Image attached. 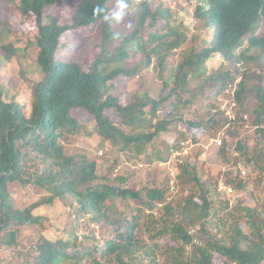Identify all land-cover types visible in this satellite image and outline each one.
<instances>
[{"label":"trees","instance_id":"16d2710c","mask_svg":"<svg viewBox=\"0 0 264 264\" xmlns=\"http://www.w3.org/2000/svg\"><path fill=\"white\" fill-rule=\"evenodd\" d=\"M61 1L0 0V11L16 10L20 19L35 21L22 50L11 40L5 21L0 65L21 60L20 52L34 46L26 57L29 62L33 58L30 70L39 76L32 79L29 70L20 71L29 93L28 112L9 100L0 86V264H264V75L251 71L264 63V51L250 58L256 64L246 65L232 93L234 119H218L222 111L213 103L201 113L196 110L208 99L209 85L220 86L222 93L233 75L240 74L216 73L204 84L197 75L201 66L204 70L212 52L230 59L241 40L258 41L257 30L264 28V0H208V19L216 25L213 38L205 41L209 47L192 46L186 56H178L176 67L168 63L180 33L172 28L159 31L161 23L156 31L143 30L150 17L149 0H141L139 6L137 0H127L125 25L103 19L117 0H75L68 19L45 23L44 12ZM97 7L102 11L94 15ZM161 14L156 10L152 25L160 19L168 24ZM17 29H11L14 35L25 33ZM91 34L99 50L92 59L76 51ZM170 36L164 45L155 43ZM150 68L155 81L163 80L164 74L169 78L153 93L140 83L125 102L120 101L123 82ZM73 109L93 118L98 148L131 151L145 164L167 161L165 150L148 153L161 133H173L178 143L189 137L197 141L208 125L213 134L225 131L210 160L227 166L224 184L236 193L249 195L247 187L253 184L249 199L255 204L220 199L218 181L203 178L197 156L176 164L178 200H166L169 181L162 187L153 183L138 188L129 184L128 176H114L112 170L100 176L96 160L63 153L65 135L75 123ZM240 166L253 167L256 176L250 171L249 180H244L229 171ZM11 185L30 186L44 196L17 207ZM58 203L64 208L60 226L37 213L43 205Z\"/></svg>","mask_w":264,"mask_h":264},{"label":"rangeland","instance_id":"374dc122","mask_svg":"<svg viewBox=\"0 0 264 264\" xmlns=\"http://www.w3.org/2000/svg\"><path fill=\"white\" fill-rule=\"evenodd\" d=\"M75 0H62L59 5H56L49 10L44 12V21L45 23H50L55 15L57 16L60 12H64L62 15H66L67 11L70 9L71 5H74ZM135 4V2H134ZM198 3L196 0H168L165 3L162 0L149 1L148 6L152 13H155L156 8L162 9L161 11L165 13L167 9H170L169 16L171 18V27L179 30L183 35L180 38V46L179 48L173 50L172 56L169 58L168 64H174L176 67L180 58L178 56L184 55L186 56L192 50L191 47L194 48H203L199 45V41L197 40V36L200 34L202 30V25L198 23V20L193 17V13L195 11V6ZM5 6L10 8L9 3H4ZM208 8L207 6L205 7ZM176 13V15H175ZM175 15V16H174ZM2 17L8 18V23L10 27V36L11 40L16 42V47L19 49H24L27 38L30 37V34L33 33V28L35 29V21L33 17H24V18H16L15 16H10L9 13ZM0 16V20L2 24L0 25L1 33L4 32L5 20ZM150 19V18H149ZM122 22L126 23V19H123ZM133 22V21H132ZM21 23V26H19ZM114 25L116 22H112ZM154 27L153 29L150 27ZM158 24L148 25L145 24L147 29L155 30L157 29ZM17 27H20L25 33L18 37V35H14L12 30H18ZM125 27V26H124ZM164 25L162 24L161 28ZM168 27V26H167ZM166 27V28H167ZM199 27V30L196 28ZM146 30V29H145ZM31 31V32H30ZM146 34V32H144ZM208 35H211L210 32ZM20 38V39H18ZM172 37L160 38L155 41L156 44H165V42L170 41ZM18 40L21 42L17 43ZM97 38L94 34L88 36L85 41L80 44L79 49L76 48L78 52H85L89 56L90 59L94 58L96 53L99 51L97 49ZM35 50L34 46L28 47L25 49V52H20L21 60H16L15 58L10 62H3L0 65V86L2 89L4 88L7 92L9 100H15L19 102L26 112L29 111V103H28V91L23 84L22 76L20 75V71L22 69L29 70L28 76L32 79H38V75H33L31 73V68L33 65V58H31L30 62L29 58L26 55H31ZM61 54L63 51H59ZM24 53V54H23ZM130 53V52H129ZM174 54V55H173ZM246 56H252L251 52H247ZM244 67L247 64H256L252 63L251 60L245 59L241 63ZM261 64V63H259ZM260 69H263L259 66ZM229 71L231 74L238 71L236 66L229 65L228 62H223L220 59L212 58L210 59L205 66V69L201 71L199 74V80L208 82L212 79V77L216 73H225ZM155 72L150 68L149 70H143L142 74L139 76L136 75L128 80L123 82V87L120 88L118 93L120 94V101L125 102L128 98L130 92H134L137 90L140 83H145L150 86V91L153 93L154 90L158 86L163 84V81L166 80L168 75L163 76V80H157L155 76ZM238 75V74H237ZM237 75H233L234 80ZM243 72H241L240 76L242 77ZM239 82V81H238ZM208 84V83H207ZM209 93L208 99L205 101L204 105H201L196 110L198 113H201L203 107L206 104L213 103L219 107L218 119H222L224 116H232L235 118V104L230 102L228 97V93H224L222 95L218 94L220 90V86L217 85H209ZM229 87L233 88V81L229 83ZM111 91V90H110ZM234 89L231 91L233 92ZM156 96H154L155 98ZM246 104H248L249 100H246ZM214 112V110H211ZM71 116L75 123L73 124L70 131H68L65 135V140L63 141V153L66 156H80L85 155L91 159L96 160L98 172L101 175L105 174V172L113 171L115 175H124L129 177V184H137L138 188L144 186H153V183L162 187L165 185L167 181H169V191L167 192V201L179 199L177 188L175 186L176 183V175H177V163L180 162L181 158L185 159L187 157H198V169L201 171L204 179H208L211 176L212 181H218V191L220 192V199L228 200L230 204H234L236 200L246 201V203H253L250 198V192L254 190V185H248L246 192H233L230 188L226 187L224 184V172L228 171L227 166L222 165L220 162H213L210 160V157L214 154L217 146L220 145V142L223 137H225V131H218L216 134H213L211 130L208 128L209 125L201 130V135L197 141H193L192 137H189L187 140H182L178 142L181 145H177L176 137L173 133H161L157 136V138L153 141V146L149 145L148 153L157 152L162 149L165 150V156L167 157V161H154L151 164H145L141 161V157H137L133 152L127 151L124 152H115L109 149H100L96 146L97 134L91 130L93 127V118L87 114L86 111L82 109H73L71 110ZM206 125V123H205ZM179 126H181L179 124ZM74 128V129H73ZM73 129V130H71ZM242 132V131H241ZM243 133V132H242ZM236 141V140H235ZM177 146L176 149H172V147ZM78 159V158H76ZM253 167H244L240 166L239 168L232 169L229 168V171H232L233 175L236 176L238 173L244 178V180H249L252 172V176H256L257 173L252 171ZM245 172V175L242 174ZM211 173V175L209 174ZM113 177V176H112ZM252 177V178H253ZM264 183V181H263ZM12 186V197L17 207H26L30 206L37 201H39L44 195L41 193L35 192L36 190L30 186H21V185H11ZM42 195V196H41ZM261 200V199H260ZM253 203L252 205H254ZM68 209H66L67 211ZM64 208L60 203L51 206V205H43L37 211V213L41 215H46L50 218L51 222L55 224V226H60L61 222L64 218ZM56 218L60 219V221H56ZM51 227V226H50ZM57 228H54L56 230ZM196 229L192 230V233H195ZM78 235L81 236L82 232L78 231ZM58 233L61 235L60 230L58 229ZM147 235H144L146 238Z\"/></svg>","mask_w":264,"mask_h":264},{"label":"clouds","instance_id":"9594fccd","mask_svg":"<svg viewBox=\"0 0 264 264\" xmlns=\"http://www.w3.org/2000/svg\"><path fill=\"white\" fill-rule=\"evenodd\" d=\"M140 1L141 0H137L136 1V3L138 4V6H139V3H140ZM149 1H151V0H149ZM149 1H148V3H149ZM153 1H156V0H153ZM162 1H164L165 3H167L168 2V0H162ZM196 2L198 3L196 6H195V11H194V13H193V17L195 18V19H197L198 20V23H200L201 25H202V30H201V32H200V34L197 36V40L199 41V45L201 46V47H203V48H208L209 47V43H205V41H209V40H211L212 38H213V35H214V31L216 30V25L215 24H213V23H211V21L208 19V17H209V12H210V4H209V2H208V0H196ZM60 3H58L57 5H59ZM208 7L207 9L205 8V7ZM129 3L127 2V0H117V3H116V6H115V9L111 12V14L110 15H105L104 17H103V19L105 20V21H107V22H109V23H112V22H116V23H119V22H121L122 20H123V18L126 16V14H127V11H128V9H129ZM52 8V7H51ZM70 10V9H69ZM68 10V11H69ZM150 10V9H149ZM156 10H162V9H160V8H156L155 9V12H156ZM15 11L16 10H13V11H9L8 13L10 14V16H15L16 18L18 17V14L17 13H15ZM47 11V13H49V10H46ZM68 11H67V14L64 16V15H62V16H59L60 14H63L64 12H60L57 16L55 15V18H63V19H68L70 16H69V14H68ZM101 11H102V9L101 8H99V7H97V8H95L94 9V15H99L100 13H101ZM161 15L165 18V19H167V21H168V24L167 23H165V21H164V19H160L159 20V22H156L155 24H160V27H159V31H161L162 30V28H161V26H162V24L164 25V27L163 28H166L167 26V28H172L171 27V18H173L172 16H169V14H170V9H167V11H165V13H163L162 11H161ZM0 14L3 16L4 15V12H3V10H1L0 11ZM153 14H155V13H152L151 11H150V17H148V19L146 20V22H145V24H147L148 23V25H152V23H151V21H152V18L155 16V15H153ZM175 15H176V13H175ZM174 15V16H175ZM157 16H158V14H157ZM5 20H7L8 21V18H6V17H3ZM150 18V19H149ZM207 21L208 22H210V24H211V26H208L207 25ZM9 22V21H8ZM133 23V22H132ZM145 24H144V29L143 30H145V29H147L148 27H145ZM154 24V25H155ZM134 25L135 24H133V26L130 28V30L128 31V34L127 35H129L131 32H132V30H133V28H134ZM153 27V26H152ZM152 27H150V28H152ZM172 29H174L176 32H177V35H178V32L180 33V36L178 35V47L177 48H179V46H180V38H181V36L183 35L179 30H177V29H175V28H172ZM197 30H199V27H197L196 28ZM142 30V31H143ZM210 32V34L211 35H208V33ZM257 36H258V41L255 43V42H249V41H243V40H241V42H243V44L236 50V52H235V55L233 56V57H231L230 59H225L220 53H215V52H212L211 54V56H210V59H212V58H218V59H220L221 61H223V62H228L229 63V65H233V66H236L237 67V70L239 71V73L241 74V72H243V75H242V77L240 76V74H238L237 75V77L235 78V80H233V88L232 87H227L222 93H220V90L218 91V94L219 95H222V94H224V93H228V94H230L231 96L229 97V99H230V102L232 103V104H234V101H233V95H232V93L234 92H231L233 89L235 90L236 89V87L238 86V84L240 83V81L242 80V78H243V76H244V73H245V71H246V67H244L243 66V64L241 65V64H239V63H241L243 60H245L246 58L247 59H249V60H251L250 58H253V57H255L256 55H260V54H263V51H264V28H259L258 30H257ZM130 42H131V40H130ZM129 43V42H128ZM132 44V43H131ZM132 48H134V47H132ZM132 48L130 47V49H129V51L131 52L132 51ZM177 48H173V50H175V49H177ZM173 50H171V52L173 51ZM249 53V52H251L252 53V56H246V53ZM239 56H244V58L243 59H240V58H237V57H239ZM208 62V61H207ZM259 63H261V64H259ZM259 63H257V65H255V66H253V68H252V72H255L256 74H263L264 75V63L263 62H259ZM259 66L260 67H262L263 69H260L259 68ZM188 69V68H187ZM203 70V68H202V66H201V70L198 72V76H199V74L201 73V71ZM239 81V82H238ZM209 89H210V86H208L207 88H206V95L208 96V93H209ZM229 118H232V119H234V117H232V116H229ZM242 174L243 175H245V172H242ZM238 175H239V177H241V178H243L241 175H240V173H238ZM244 179V178H243ZM226 187H228V186H226ZM228 188H230V187H228ZM230 190H232L231 188H230ZM233 191V190H232ZM233 192H235V191H233Z\"/></svg>","mask_w":264,"mask_h":264}]
</instances>
